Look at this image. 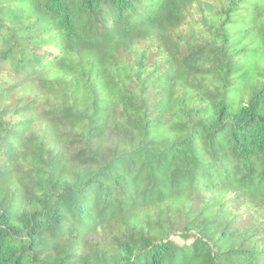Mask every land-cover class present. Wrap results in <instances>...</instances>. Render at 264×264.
<instances>
[{"label":"trees","instance_id":"obj_1","mask_svg":"<svg viewBox=\"0 0 264 264\" xmlns=\"http://www.w3.org/2000/svg\"><path fill=\"white\" fill-rule=\"evenodd\" d=\"M0 264H264V0H0Z\"/></svg>","mask_w":264,"mask_h":264}]
</instances>
